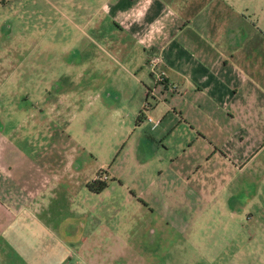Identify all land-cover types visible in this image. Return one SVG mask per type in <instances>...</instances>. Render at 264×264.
Masks as SVG:
<instances>
[{
	"label": "rangeland",
	"instance_id": "374dc122",
	"mask_svg": "<svg viewBox=\"0 0 264 264\" xmlns=\"http://www.w3.org/2000/svg\"><path fill=\"white\" fill-rule=\"evenodd\" d=\"M101 2L0 0V156L48 176L0 264H264V140L224 160L173 117L182 96L146 80L145 97L119 72L101 85L126 91L86 89V24Z\"/></svg>",
	"mask_w": 264,
	"mask_h": 264
},
{
	"label": "crops",
	"instance_id": "0c3cea01",
	"mask_svg": "<svg viewBox=\"0 0 264 264\" xmlns=\"http://www.w3.org/2000/svg\"><path fill=\"white\" fill-rule=\"evenodd\" d=\"M263 1L255 0L251 9L252 0H102L100 19L93 22L89 14L86 24L84 54L90 55L91 66L86 89L92 88L96 96L126 91L101 85L102 76L119 72L132 77L146 97L147 81L153 82L154 89L161 94L165 90L172 100L182 96V115L173 117H182V124L196 132L194 142L209 140L208 148L217 143L219 150L212 152L224 160L232 155L229 146L234 144V156H246L245 146L264 140ZM154 56L161 58L157 72H164L162 82L149 68ZM108 62L111 68H105ZM10 163L0 156V249L11 234L19 239L27 209L41 204L43 182L48 180L37 166L38 180L27 176L25 160L14 168ZM50 168L46 170L53 174ZM56 190L51 186L48 191L53 195ZM47 257L59 255L47 251Z\"/></svg>",
	"mask_w": 264,
	"mask_h": 264
},
{
	"label": "trees",
	"instance_id": "16d2710c",
	"mask_svg": "<svg viewBox=\"0 0 264 264\" xmlns=\"http://www.w3.org/2000/svg\"><path fill=\"white\" fill-rule=\"evenodd\" d=\"M146 108V105L144 106V108H142V110L139 112L138 117H137V121L142 119V115H143V110ZM103 173V170L100 169L97 172V176L95 179H93L91 182H89L87 184V186L89 187V190L93 191V192H100L102 189H104V187L106 186L105 182H101L100 179V175ZM100 183L98 187H95V184Z\"/></svg>",
	"mask_w": 264,
	"mask_h": 264
},
{
	"label": "built area",
	"instance_id": "2783aa9c",
	"mask_svg": "<svg viewBox=\"0 0 264 264\" xmlns=\"http://www.w3.org/2000/svg\"><path fill=\"white\" fill-rule=\"evenodd\" d=\"M161 62V58L159 56H154L150 59L149 64L152 69V71L155 73V78L157 82H162L165 80L164 72H157V68L159 67ZM172 89L176 88L175 84L171 85Z\"/></svg>",
	"mask_w": 264,
	"mask_h": 264
}]
</instances>
